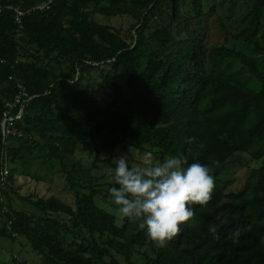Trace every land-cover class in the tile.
<instances>
[{
  "label": "trees",
  "instance_id": "16d2710c",
  "mask_svg": "<svg viewBox=\"0 0 264 264\" xmlns=\"http://www.w3.org/2000/svg\"><path fill=\"white\" fill-rule=\"evenodd\" d=\"M40 1L0 0V124L6 110H21L19 136L0 129V168L6 162L9 171L0 235L21 239L39 264H264V57L255 56L264 53V0H250L235 30L219 20L212 43L214 0H53L25 13L17 36L7 6ZM96 14L130 21L113 26ZM16 81L26 92L18 103ZM117 146L130 164L146 151L156 161L184 155L214 177L208 203L190 205L193 218L162 246L137 221L118 222L112 159L101 158ZM83 154L89 163L76 158ZM35 158L59 167L70 201L22 172ZM236 161L243 178L229 171ZM17 162L39 187L15 185ZM17 252L4 264H30Z\"/></svg>",
  "mask_w": 264,
  "mask_h": 264
},
{
  "label": "clouds",
  "instance_id": "9594fccd",
  "mask_svg": "<svg viewBox=\"0 0 264 264\" xmlns=\"http://www.w3.org/2000/svg\"><path fill=\"white\" fill-rule=\"evenodd\" d=\"M110 175L117 186L108 192L119 218L137 221L138 227L161 246L193 218L190 205L205 206L215 187L209 167L189 164L184 155L156 161L151 151L143 153L135 164L119 155ZM241 234L239 228L231 230L228 239L238 243Z\"/></svg>",
  "mask_w": 264,
  "mask_h": 264
},
{
  "label": "rangeland",
  "instance_id": "374dc122",
  "mask_svg": "<svg viewBox=\"0 0 264 264\" xmlns=\"http://www.w3.org/2000/svg\"><path fill=\"white\" fill-rule=\"evenodd\" d=\"M214 4L216 7V14L212 17L211 26L212 29L209 32V41L212 43L214 40V32L217 31V23L222 21L224 25H226L229 29L235 30L239 28V22L241 17L245 14L246 10L250 8L251 2L250 0H235L231 5V0H214ZM95 18L102 23L111 24L113 26H126L130 18L127 16H119L115 18H106L102 15L96 14ZM263 24V30H264V18L262 19ZM256 57H259L260 59L264 57L263 54H255ZM94 75V74H93ZM93 87H96L98 85V81L94 78H91L88 81ZM100 94L102 95L103 102L109 100V95L107 92H104L100 90ZM123 154L122 149L120 146H117L113 149H105L102 154L101 158H104L105 160L111 156V162L110 165L112 168H115V160L118 158L119 155ZM241 157L239 159L242 160V162L249 159V156L246 154H241ZM141 155L138 153L135 154L134 159L131 164H135L140 159ZM76 158H81L82 162L89 163L91 160V157H88L87 154L83 155H76ZM42 158H35L32 159L29 163L25 164L21 169L22 172H31L35 174H39L42 177L46 178L47 185L50 186L51 193L55 195H59L62 199L65 198L67 201H70L72 196L69 192V189L67 186L65 187L64 179L61 176V172L58 171V166H55L54 168H51L50 163L43 162ZM238 160V159H237ZM105 162V161H104ZM256 162L251 160L250 165L254 166ZM20 162H17L14 164V183L15 185H21V183L25 182L23 184V189L28 191L29 189H33L35 187H39L36 180L29 178V175L26 173L19 174L20 168H18ZM100 166L108 165V163L104 164L99 162ZM11 166V167H12ZM93 168L92 173L99 176L102 171L107 170L108 168ZM111 169V168H110ZM109 171V170H108ZM229 171L232 172V175L239 176L243 178V169L239 165V163H233L229 164ZM50 181V182H49ZM242 181V179H241ZM26 186H28V189H26ZM22 189V187H21ZM22 189V191H24ZM26 191V192H27ZM14 204L19 207H24L25 209H30L31 207L29 205H25L23 202L19 200V198L15 197L13 199ZM111 202V201H110ZM110 202H102L101 204L105 207H110ZM114 212L117 215L118 222L121 221V219L118 216L117 211L114 210ZM13 251L17 252L22 256V258L26 259L30 264H39L40 258L37 253H35L31 247L27 244H25L21 239H15L11 240L10 238H7L5 236L0 235V264H4L6 259L8 258V254ZM135 259L139 260V256L135 255ZM140 261V260H139ZM141 262V261H140Z\"/></svg>",
  "mask_w": 264,
  "mask_h": 264
},
{
  "label": "built area",
  "instance_id": "2783aa9c",
  "mask_svg": "<svg viewBox=\"0 0 264 264\" xmlns=\"http://www.w3.org/2000/svg\"><path fill=\"white\" fill-rule=\"evenodd\" d=\"M52 1L53 0H41L35 6L29 8L27 10H24L22 8H19V7L7 6V8L12 9L14 11L15 21H16L17 29H18L17 36L20 35L19 31H20V29H22V17H23V15L25 13H29L30 11L36 10V9H38V10L48 9V7ZM15 86L17 88V91L13 96V101H14V103H18L19 101H21L22 96L26 95V92H25V88H24V85L22 84V82L16 81ZM8 105H9V108H11L13 106V104H11V103H9ZM9 112H10V109H8V110H6V112H4L3 119H2L1 124H0L1 125V127H0L1 134L3 137H6L8 134L19 136L21 133L16 129V127L13 126V123H14L15 119H18L20 117L21 110L14 116L10 115ZM8 172L9 171H8L7 166H6V162H2V167L0 168V201L3 200L1 192L4 189Z\"/></svg>",
  "mask_w": 264,
  "mask_h": 264
}]
</instances>
